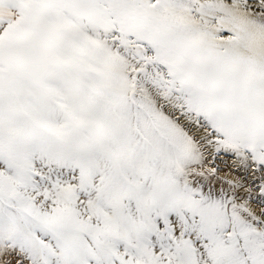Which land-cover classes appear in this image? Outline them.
I'll return each mask as SVG.
<instances>
[{
	"label": "snow or ice",
	"instance_id": "1",
	"mask_svg": "<svg viewBox=\"0 0 264 264\" xmlns=\"http://www.w3.org/2000/svg\"><path fill=\"white\" fill-rule=\"evenodd\" d=\"M0 264H264V0H0Z\"/></svg>",
	"mask_w": 264,
	"mask_h": 264
}]
</instances>
